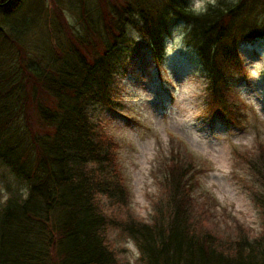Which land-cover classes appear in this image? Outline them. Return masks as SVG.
<instances>
[{"label": "trees", "instance_id": "1", "mask_svg": "<svg viewBox=\"0 0 264 264\" xmlns=\"http://www.w3.org/2000/svg\"><path fill=\"white\" fill-rule=\"evenodd\" d=\"M27 1L0 0V167L27 193L11 195L0 208V264H121L113 230L136 243L141 264H264V226L254 244L242 238L232 246L207 225L212 208H199L197 193H210L181 141L172 140L165 166L166 209L151 223L112 210L128 207L130 192L119 145L96 111L121 107L116 79L126 68L130 31L149 43L163 71L174 14L194 25L188 37L206 70L208 113L243 127L248 110L230 79L244 69L239 42L264 36V4L254 15L255 0L198 14L184 0H78L75 26L61 6L40 4L29 21L18 19ZM44 16L55 42L50 53L36 55L28 48L31 29ZM251 159V174L241 175L248 182L235 178L264 221V147Z\"/></svg>", "mask_w": 264, "mask_h": 264}, {"label": "rangeland", "instance_id": "2", "mask_svg": "<svg viewBox=\"0 0 264 264\" xmlns=\"http://www.w3.org/2000/svg\"><path fill=\"white\" fill-rule=\"evenodd\" d=\"M159 1L166 4L169 0ZM184 1L189 9L201 14L211 6L226 9L239 0ZM40 4L52 10L61 6L69 22L78 26V0H28L16 17L29 21ZM263 4L264 0H255L253 5L245 7L254 6V15ZM37 25L31 29L33 40L28 48L36 55H45L50 53L55 37L49 30L48 17H42ZM193 26L170 14L162 72L157 68L149 43L136 31H130L123 53L126 68L116 79L121 107L117 111L96 110L107 134L119 145L120 169L130 192L128 207L111 209L123 215L132 213L145 223L152 222L156 211L166 209L162 183L172 140H177L199 161L201 185L210 193H207L210 199L197 193L198 206L201 208L205 203L212 208L207 225L223 243L234 246L236 241L247 238L254 244L262 235L264 221L251 194L237 184L240 182L235 174L240 178L251 174L247 163L256 157L257 149L264 147V72L258 77L249 75L255 63H264V36L239 42L244 69L235 72L230 84L233 93L247 107L248 118L243 127H237L207 111L206 70L198 49L188 37ZM248 153L254 155L247 156ZM246 178L242 180L247 183ZM25 193L24 185L5 167H0V208L11 195L25 196ZM110 240L119 252L121 264H141V251L130 237L113 230Z\"/></svg>", "mask_w": 264, "mask_h": 264}, {"label": "clouds", "instance_id": "3", "mask_svg": "<svg viewBox=\"0 0 264 264\" xmlns=\"http://www.w3.org/2000/svg\"><path fill=\"white\" fill-rule=\"evenodd\" d=\"M262 72H264V63L257 62L249 69V75L251 77H258ZM26 197V193H25Z\"/></svg>", "mask_w": 264, "mask_h": 264}]
</instances>
